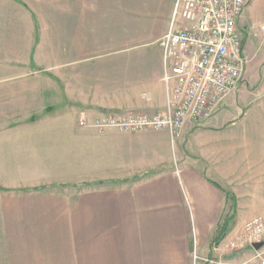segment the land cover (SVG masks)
<instances>
[{
    "label": "crops",
    "instance_id": "obj_1",
    "mask_svg": "<svg viewBox=\"0 0 264 264\" xmlns=\"http://www.w3.org/2000/svg\"><path fill=\"white\" fill-rule=\"evenodd\" d=\"M174 1L0 0V264H256L245 225L264 215V81L248 67H264V20L251 1L244 82L216 115L173 138L93 124L164 109ZM210 181L237 201L213 249L227 201Z\"/></svg>",
    "mask_w": 264,
    "mask_h": 264
},
{
    "label": "built area",
    "instance_id": "obj_2",
    "mask_svg": "<svg viewBox=\"0 0 264 264\" xmlns=\"http://www.w3.org/2000/svg\"><path fill=\"white\" fill-rule=\"evenodd\" d=\"M249 0H175L158 41L166 103L155 113H107L93 124L121 132L167 130L172 138L218 113L244 82V32L238 23ZM85 120L80 119L83 125ZM246 245L264 242V215L245 225ZM231 248L237 249L234 244ZM258 252V264H264Z\"/></svg>",
    "mask_w": 264,
    "mask_h": 264
},
{
    "label": "rangeland",
    "instance_id": "obj_3",
    "mask_svg": "<svg viewBox=\"0 0 264 264\" xmlns=\"http://www.w3.org/2000/svg\"><path fill=\"white\" fill-rule=\"evenodd\" d=\"M249 1H251V3H252V10H254L255 14L257 12H260L259 13L260 15H258V14H256V15L260 16V19L264 20V0H249ZM250 42L256 48L258 47L257 39L250 38ZM248 73H249V78H250L249 81L251 82V84L253 83L252 84L253 86H256V85L260 86L261 82L264 81V67H260V66H252V67H250V65H249ZM254 201L259 206V204H260L259 201L258 200L256 201V199H253V197H252V199L250 197H245V198L242 197V209L245 210V208H243V207L249 206V204H252ZM232 226H233V223L231 224L230 230H231ZM259 244H262V246H264V242L263 243H259ZM2 246L4 247V244ZM242 252H245L247 257H251V255H252V250H250V249H246V248L239 249V253L242 254ZM263 252H264V250H263ZM2 254L5 255V251ZM0 255H1V253H0ZM258 261H259V258L256 261V264H258ZM204 263L205 262H203V261H196V264H204Z\"/></svg>",
    "mask_w": 264,
    "mask_h": 264
},
{
    "label": "trees",
    "instance_id": "obj_4",
    "mask_svg": "<svg viewBox=\"0 0 264 264\" xmlns=\"http://www.w3.org/2000/svg\"><path fill=\"white\" fill-rule=\"evenodd\" d=\"M214 187H216L218 190L222 191L226 197L227 201V210L222 218L221 222L217 225L215 233L211 240V249L216 248L219 246V244L224 240V238L228 235L230 232L231 224L233 223L236 211H237V201L236 197L232 192L226 191L225 189L221 188L218 184L211 182Z\"/></svg>",
    "mask_w": 264,
    "mask_h": 264
},
{
    "label": "water",
    "instance_id": "obj_5",
    "mask_svg": "<svg viewBox=\"0 0 264 264\" xmlns=\"http://www.w3.org/2000/svg\"><path fill=\"white\" fill-rule=\"evenodd\" d=\"M261 246H262V244H255V245H253L252 247H253L255 250H257V249H259Z\"/></svg>",
    "mask_w": 264,
    "mask_h": 264
}]
</instances>
